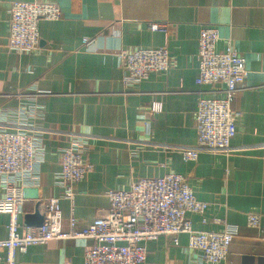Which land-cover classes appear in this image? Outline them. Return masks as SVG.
<instances>
[{
	"label": "crops",
	"instance_id": "0c3cea01",
	"mask_svg": "<svg viewBox=\"0 0 264 264\" xmlns=\"http://www.w3.org/2000/svg\"><path fill=\"white\" fill-rule=\"evenodd\" d=\"M32 1L0 0V126L30 127L38 141L39 183L23 189L19 223L25 226L36 210L42 216L45 201L58 198L62 231L70 230V218L84 229L108 209L109 190L175 174L207 204L204 216L187 215L193 230L237 231L222 264H264V0H52L61 16L40 23L38 49L8 51L10 5ZM151 23L167 29L152 31ZM204 27L218 29V50L231 40L248 74L231 105L237 116L233 152H201L185 161L181 148L197 142L198 99L223 96L222 85L196 84ZM161 47L172 60L167 73L126 86L119 52ZM73 139L83 144L90 171L73 186L69 201L61 198L56 176L60 153ZM250 214L260 217L258 228L247 225ZM8 222L0 214V240L7 238ZM91 245L70 239L30 246L16 251L14 264H83ZM144 245V264H204L185 234L178 246L167 237Z\"/></svg>",
	"mask_w": 264,
	"mask_h": 264
},
{
	"label": "built area",
	"instance_id": "2783aa9c",
	"mask_svg": "<svg viewBox=\"0 0 264 264\" xmlns=\"http://www.w3.org/2000/svg\"><path fill=\"white\" fill-rule=\"evenodd\" d=\"M59 5L52 0L12 2L9 8L7 49L16 54H31L38 49L41 22L60 19ZM150 30H166V24L151 23ZM218 29L204 27L198 36V86L222 85L221 98L200 97L194 121L197 142L181 148L185 161H195L198 154L229 155L231 141L236 134V113L232 110L235 93L244 86L248 71L231 40H225L218 50ZM88 46L91 40L84 39ZM126 86L143 82L152 73L165 74L172 60L166 47L121 50L118 54ZM33 129L23 125L14 130L0 126V179L4 195L0 198V214L9 216L7 238L0 240V250L6 252L0 264H14L16 251L25 252L30 246L53 241L88 239L91 247L84 255L83 264H144L147 257L145 243L159 237L169 238L175 246L179 237L187 235L188 248L197 252L204 264H222L237 231L226 227L221 232L195 231L188 214L204 216L207 204L196 199L188 182L181 176L166 174L158 178H140L128 190H109V207L86 228L80 229L77 220L69 219L68 232L61 229L60 199L45 201L43 220L38 226H22L24 188L37 186L39 170L38 141ZM83 144L73 139L60 153V171L56 185L61 198L73 200V186L90 171L83 159ZM204 222V219H203ZM247 225L260 226L257 214L248 215Z\"/></svg>",
	"mask_w": 264,
	"mask_h": 264
},
{
	"label": "water",
	"instance_id": "95a60500",
	"mask_svg": "<svg viewBox=\"0 0 264 264\" xmlns=\"http://www.w3.org/2000/svg\"><path fill=\"white\" fill-rule=\"evenodd\" d=\"M25 226H29V227H33V226H38V225H40L41 223H42V220H43V216H41L40 214H39V211L38 210H36L35 212H34V214H32V215H27L26 217H25Z\"/></svg>",
	"mask_w": 264,
	"mask_h": 264
}]
</instances>
